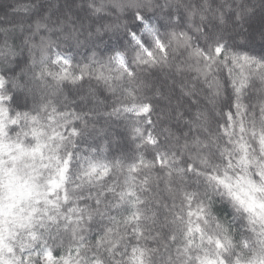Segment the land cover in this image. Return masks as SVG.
Here are the masks:
<instances>
[{
  "label": "snow or ice",
  "instance_id": "snow-or-ice-1",
  "mask_svg": "<svg viewBox=\"0 0 264 264\" xmlns=\"http://www.w3.org/2000/svg\"><path fill=\"white\" fill-rule=\"evenodd\" d=\"M0 264H264V0H0Z\"/></svg>",
  "mask_w": 264,
  "mask_h": 264
}]
</instances>
